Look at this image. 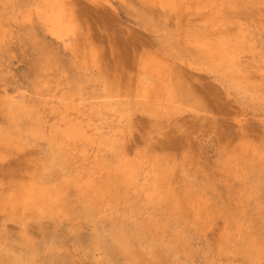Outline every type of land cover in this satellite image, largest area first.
I'll return each mask as SVG.
<instances>
[{"label":"bare ground","instance_id":"6f19581e","mask_svg":"<svg viewBox=\"0 0 264 264\" xmlns=\"http://www.w3.org/2000/svg\"><path fill=\"white\" fill-rule=\"evenodd\" d=\"M83 1L115 11L120 0ZM77 2L0 0V51L24 26L68 58L59 65L39 44L29 82L2 79L0 166L28 163L0 181V218L90 232L82 255L95 264H264V137L245 129L252 118L264 131V0H136L153 41L132 46L119 69L106 65ZM185 73L204 74L237 107V136L218 143L201 178L187 152L155 144L171 126L182 131L184 114L214 119ZM137 115L149 126L129 144ZM24 235L0 231V264H71L54 243Z\"/></svg>","mask_w":264,"mask_h":264},{"label":"rangeland","instance_id":"374dc122","mask_svg":"<svg viewBox=\"0 0 264 264\" xmlns=\"http://www.w3.org/2000/svg\"><path fill=\"white\" fill-rule=\"evenodd\" d=\"M77 5L82 22L86 23L89 27L92 37L102 43L104 61L109 67L113 65L114 67L117 65L118 69L120 67H126L129 63V55L132 46H138L140 43L149 44L153 41L152 33L148 29V26L145 25L143 13L140 11L139 4L136 0L118 1L115 11L101 6L96 7L90 5L83 0H78ZM27 29V27L21 26L16 33V38L10 44H7L5 51H0V61L2 60V68L4 67L3 72L0 73V84L3 83L2 79L8 82L10 79H14L19 84L29 82L32 79L35 59L41 55L39 44L47 46L49 50L56 54L58 60L57 64L62 66H67L68 64V58L60 48L49 39L42 36H40L38 40L34 38L30 39ZM39 41H41V43H38ZM185 75L189 76L188 73H185ZM189 77H185V79L188 80ZM206 77L207 76L204 74H198V77H190L191 79L189 78V83H187L191 86L193 94L199 98L198 106L200 109L212 112L213 121L205 122L203 125V123H197L196 121L191 122V118L189 117V119L187 115L184 114L180 118L182 121L179 120L180 124L184 122L181 126L184 130L180 126L176 128L183 132L174 130L175 128L171 126L170 129H166V134L156 140L155 143L157 146L165 148L169 153H173L179 158L181 157L180 155L183 156L187 152L188 156L186 155L184 159L188 160L189 157L191 159H189V163L186 164L190 169L192 166V169H194L189 171L190 173L198 175L199 178L204 176L206 170H210L208 166L213 170L212 166H215L218 162L217 152L218 148L221 146L219 144L223 145L226 141L230 139L233 140L238 134L237 128L232 120L233 114L237 110V107H235L236 104L233 103L231 98L226 97L223 92L221 93V88L217 86L213 80ZM231 101L235 105H233ZM139 116L140 115H137L135 121L136 130L134 129L133 131V142L131 141L129 144H133L137 141L139 142V137L142 136L141 133L144 134V131L148 129L147 126H149V123H147V119L143 116ZM210 122L213 124L207 125V123ZM188 125L189 127H187ZM245 129L248 132L247 134L250 135L249 137L253 139H258L261 136L264 137V131L261 126L255 120H252V118L248 119V122H246ZM234 133L235 136L233 137ZM200 137L203 142L199 140ZM26 158L27 156L23 155L11 158L6 162L7 165L3 164V167L0 166V179H2L0 181L4 184L12 180V177L15 178L19 176L18 174L20 173L18 172L28 163ZM193 160H195V162H193ZM211 160L212 162L210 164ZM190 162L194 165H191ZM195 163L196 166L199 167L196 168V170ZM200 168L203 171L205 169V171H200L201 173L198 172ZM207 171L206 173H208ZM12 172L15 176H13ZM10 174H12V177H10ZM199 178L198 180H200ZM220 193H226L225 186H220ZM1 230L7 231L8 235L16 239V241H20L21 237H25V233L26 236L28 235L37 243L39 242L40 245L54 243L61 249L62 255H66L70 259L71 264H95L87 256L83 257L82 255V250L88 245L90 232L83 231L76 236L78 237L76 238L72 233H69L64 225L55 227L51 222L35 220H26L21 224L0 218V231ZM208 241H213V236L211 234H208L207 242L205 243L207 244ZM201 246H204V243ZM78 253H80L82 257Z\"/></svg>","mask_w":264,"mask_h":264}]
</instances>
